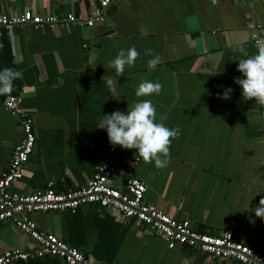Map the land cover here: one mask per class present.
Segmentation results:
<instances>
[{
  "label": "crops",
  "instance_id": "0c3cea01",
  "mask_svg": "<svg viewBox=\"0 0 264 264\" xmlns=\"http://www.w3.org/2000/svg\"><path fill=\"white\" fill-rule=\"evenodd\" d=\"M97 2L0 0V14L28 8L39 15L88 17ZM260 38L264 0H121L90 28L0 27V69L21 73L13 90L0 95V175L21 140L18 119L2 104L7 97L19 95L35 134L23 175L10 186L18 194L48 184L55 190L85 185L109 157L106 131L96 128L101 115L150 98L157 121L179 133L169 146V163L158 169L135 149L115 146L109 184L124 191L132 174L125 163L138 159L133 175L146 185L147 204L200 232L231 228L237 240L264 253V220L251 211L264 197V131L259 104L244 100L233 83L240 76L235 58L255 54ZM130 46L139 56L119 75L109 61ZM156 55L161 62L153 65ZM144 80L160 83L159 95L136 97ZM229 87L230 98H219ZM29 218L98 264H239L185 246L168 249L147 225L93 204ZM10 248L31 253L34 243L9 220L0 224V252ZM11 264L63 263L32 256Z\"/></svg>",
  "mask_w": 264,
  "mask_h": 264
},
{
  "label": "built area",
  "instance_id": "2783aa9c",
  "mask_svg": "<svg viewBox=\"0 0 264 264\" xmlns=\"http://www.w3.org/2000/svg\"><path fill=\"white\" fill-rule=\"evenodd\" d=\"M121 0H98L88 17L71 13L63 15L32 13L28 8L17 14H0V27H22L29 25L34 29L54 28L57 25L70 27H92L102 23L110 3ZM19 95L9 96L2 101L6 110L19 122L21 140L12 149L7 171L0 175V224L12 221L17 229L34 243L31 253L19 248L0 252V264L26 260L29 257H56L63 264H98L89 255L69 247L51 232L40 231L29 215L34 212H74L79 206L93 204L116 213L122 219H132L147 225L161 235L168 249L185 246L214 259H227L239 264H264V253L249 246L234 236L231 228L219 234L200 232L193 229L188 220L175 219L144 200L146 185L133 175L137 160L126 161V168L132 174L125 181L124 191L112 187L108 180L115 172L117 164L115 147L107 149L109 157L97 165L92 176L81 187L55 190L52 184L30 193H13L11 184L22 177L25 163L33 150L35 134L32 118L20 106ZM258 117L264 131V105L258 107Z\"/></svg>",
  "mask_w": 264,
  "mask_h": 264
},
{
  "label": "clouds",
  "instance_id": "9594fccd",
  "mask_svg": "<svg viewBox=\"0 0 264 264\" xmlns=\"http://www.w3.org/2000/svg\"><path fill=\"white\" fill-rule=\"evenodd\" d=\"M257 51L253 55L244 52L242 59L235 58L236 70L240 76L234 78L233 83L238 85L244 100H251L257 104L264 105V38L255 41ZM147 54L151 49L146 50ZM139 53L134 46L127 49L121 48L117 51L114 59L109 61V66L114 71L123 75L126 68L134 65ZM161 62L156 55L151 63L153 65ZM21 77V73L12 68L0 69V95H6L13 90V82ZM161 84L149 80L141 81L136 89V97H151L159 95ZM232 89L226 88L219 98L227 100L230 98ZM97 129L106 131L108 142L111 146H119L121 149H135L136 155L144 162H152L158 169L167 167L169 157V146L172 139L178 136V130L170 129L156 119V109L149 99L137 100L131 108L126 111L116 110L111 114H104L98 120ZM254 215L264 220V197L258 205L251 209Z\"/></svg>",
  "mask_w": 264,
  "mask_h": 264
}]
</instances>
